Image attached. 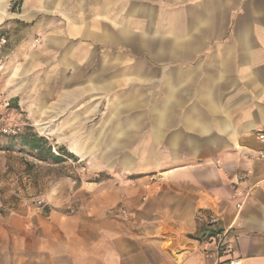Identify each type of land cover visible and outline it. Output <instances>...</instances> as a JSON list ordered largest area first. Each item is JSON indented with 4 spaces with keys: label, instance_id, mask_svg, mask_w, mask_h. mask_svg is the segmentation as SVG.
I'll use <instances>...</instances> for the list:
<instances>
[{
    "label": "crops",
    "instance_id": "1",
    "mask_svg": "<svg viewBox=\"0 0 264 264\" xmlns=\"http://www.w3.org/2000/svg\"><path fill=\"white\" fill-rule=\"evenodd\" d=\"M1 26L29 124L100 128L45 126L79 180L3 201L0 264H214L216 234L264 264V0H0Z\"/></svg>",
    "mask_w": 264,
    "mask_h": 264
},
{
    "label": "rangeland",
    "instance_id": "2",
    "mask_svg": "<svg viewBox=\"0 0 264 264\" xmlns=\"http://www.w3.org/2000/svg\"><path fill=\"white\" fill-rule=\"evenodd\" d=\"M3 28L0 27V179L5 175L14 178L20 192H8L7 187L0 186V206H3V201L6 200L23 201L35 205L37 200H42L41 198L45 196L52 181H59L63 178L78 181L79 170L83 164L71 158L61 144H55L56 138L46 135L45 126L58 131L57 129L61 130L63 125L65 136H68L72 129H76V133H80V137L85 138L92 137L100 126L95 127V124H29V114L24 111L23 98H11V90L16 85L19 86V82L8 79L9 76L14 78L13 69L16 62L9 58L5 60V56H9L14 51V43L20 39L22 34L13 27L6 30ZM56 133L61 135V131ZM31 135L45 140L46 144L41 154L21 146L23 137L28 138ZM57 156H63L64 162L56 163L53 157ZM3 166L6 167L4 172L2 171ZM102 176L104 174L100 177Z\"/></svg>",
    "mask_w": 264,
    "mask_h": 264
},
{
    "label": "built area",
    "instance_id": "3",
    "mask_svg": "<svg viewBox=\"0 0 264 264\" xmlns=\"http://www.w3.org/2000/svg\"><path fill=\"white\" fill-rule=\"evenodd\" d=\"M3 42H5L3 40ZM255 137L257 141L261 144H264V130L255 131ZM36 208H43L44 204L41 200H37L35 202ZM119 214L122 218L127 217V212L125 210H120ZM205 244L212 247L206 248L205 253L206 255L214 258V264H240L241 260L239 258H235L232 255V249L228 247L224 241L222 234H216L214 236H210L205 240ZM222 257L226 259L221 260Z\"/></svg>",
    "mask_w": 264,
    "mask_h": 264
},
{
    "label": "trees",
    "instance_id": "4",
    "mask_svg": "<svg viewBox=\"0 0 264 264\" xmlns=\"http://www.w3.org/2000/svg\"><path fill=\"white\" fill-rule=\"evenodd\" d=\"M28 138L26 136L23 137L21 146L26 147L29 151L41 154L42 148L46 144L45 140L43 138H38L34 135L28 136ZM53 159L56 161V163L64 162L63 156L53 157Z\"/></svg>",
    "mask_w": 264,
    "mask_h": 264
}]
</instances>
